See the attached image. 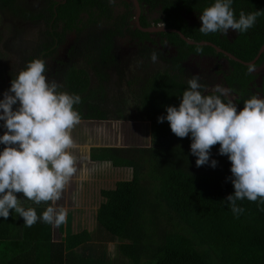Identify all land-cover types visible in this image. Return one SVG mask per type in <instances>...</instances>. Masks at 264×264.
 Returning a JSON list of instances; mask_svg holds the SVG:
<instances>
[{"label": "trees", "instance_id": "trees-1", "mask_svg": "<svg viewBox=\"0 0 264 264\" xmlns=\"http://www.w3.org/2000/svg\"><path fill=\"white\" fill-rule=\"evenodd\" d=\"M16 0H0V6L13 7ZM185 6L202 10L214 0H180ZM83 0H66L57 14L68 25L75 22ZM244 6L251 12L264 11V0H234L235 12ZM239 9V10H238ZM51 19V18H50ZM49 19V20H50ZM264 29V14L257 19ZM208 36H214L208 34ZM107 40V51L111 49ZM264 45L261 36L245 40V58L250 62ZM242 72L246 67L234 63ZM99 86L88 89L90 82L81 70H70L65 88L81 97L77 107L82 121H104L112 116L93 103L104 95L105 72H97ZM247 75L244 74L243 77ZM152 79L140 88L137 99L139 113L135 117L150 123V146L132 148H92L93 162L109 163L113 168L132 171L130 181L118 182L113 190L101 192L104 202L96 213V228L69 234L60 243L51 239V225L37 222L26 227L22 218L10 214L0 218V244L10 245L11 258L0 256L8 264H264V204L238 201L245 209L238 218L223 201L234 193L226 178L231 176V163L218 155L219 144L211 149L215 169L197 167L190 155L189 138H178L168 123H157L167 106H178L185 88L173 78ZM152 84V86L150 85ZM105 85V86H106ZM10 87V85H9ZM1 94V99H2ZM105 99H103L104 103ZM132 114H114L115 120H128ZM48 205L28 207L40 215ZM28 208L27 206H24ZM5 233L3 234V229ZM7 228H9V233ZM63 231V225L60 226ZM18 238L19 243L14 239ZM9 241V242H6ZM97 242V245L94 244ZM108 243H116L112 260L106 251ZM15 248V250H14Z\"/></svg>", "mask_w": 264, "mask_h": 264}, {"label": "flooded vegetation", "instance_id": "flooded-vegetation-1", "mask_svg": "<svg viewBox=\"0 0 264 264\" xmlns=\"http://www.w3.org/2000/svg\"><path fill=\"white\" fill-rule=\"evenodd\" d=\"M65 2L16 0L13 7L0 6V99L33 59L46 61L49 79L58 82L59 91L69 94L65 77L70 70L86 74L88 89H93V82L96 89L97 72H105V96L98 95L93 103L112 117L132 114V118L147 122L149 128L150 123L135 114L139 113L140 88L152 79L160 82V78H173L186 90L188 80L198 74L209 88L221 84L232 89L230 99L240 108L253 94L264 96V52L256 59L264 45L250 62L242 60L248 54L241 47L256 35L264 40L259 23L245 34L230 30L226 36H205L198 31L202 10L189 8L180 0H83L79 16L68 25L59 18L56 21V13L54 17L50 14L51 9L55 12ZM241 11L251 12L244 6L235 12L237 18ZM152 51L159 53L155 63L150 59ZM234 63L246 70L242 72ZM112 117L90 122L127 121ZM88 156L89 164L100 163L91 161L90 151ZM75 177L58 201L59 206L68 209V216L76 208L74 193L79 183ZM28 204L24 202V206Z\"/></svg>", "mask_w": 264, "mask_h": 264}, {"label": "clouds", "instance_id": "clouds-1", "mask_svg": "<svg viewBox=\"0 0 264 264\" xmlns=\"http://www.w3.org/2000/svg\"><path fill=\"white\" fill-rule=\"evenodd\" d=\"M233 4L214 0L199 15L198 31L205 36H226L230 30L245 34L264 14L241 11L237 18ZM158 57L157 51L151 52L153 63ZM47 71L46 61L31 60L0 99V218L7 220L14 212L26 227L42 222L59 228L67 222L68 209L58 201L80 171L72 132L81 123L76 106L82 101L79 95L59 91ZM232 91L221 84L209 88L200 75H192L179 105L167 106L157 123L166 121L176 137L191 140L197 167L216 168L218 162L210 156L219 144L218 155L231 163L226 179L234 189L223 202L238 218L245 211L238 201L264 204V96L253 94L240 108L230 99ZM25 201L48 206L38 215L35 208L24 207Z\"/></svg>", "mask_w": 264, "mask_h": 264}, {"label": "rangeland", "instance_id": "rangeland-1", "mask_svg": "<svg viewBox=\"0 0 264 264\" xmlns=\"http://www.w3.org/2000/svg\"><path fill=\"white\" fill-rule=\"evenodd\" d=\"M93 89L96 83H92ZM76 147L72 150L77 157L76 174L79 189L74 193L76 208L67 217L63 235L92 233L96 228V213L104 202L102 191L113 190L115 184L130 181L132 171L113 168L109 163L89 164L88 155L92 148H132L150 146V128L147 122L131 118L127 121L86 122L81 123L72 132ZM19 196V195H18ZM19 198H23L20 194ZM17 221L19 218H17ZM107 250L116 254L117 244L107 245ZM114 264V263H113ZM143 264H153L145 262Z\"/></svg>", "mask_w": 264, "mask_h": 264}, {"label": "crops", "instance_id": "crops-1", "mask_svg": "<svg viewBox=\"0 0 264 264\" xmlns=\"http://www.w3.org/2000/svg\"><path fill=\"white\" fill-rule=\"evenodd\" d=\"M63 226H64V224H63ZM66 227V229H68V226L66 225V223H65V226H64V228ZM5 229L6 228H4L3 229V234L5 233ZM7 230H8V233H9V228H7ZM64 231V230H63ZM63 231L61 232L60 231V227H59V231L57 232V231H55L54 230V232H53V234H52V225H51V239H52V242L53 243H60V242H62L63 240H64V238L66 237L65 235H63ZM6 242H9V241H6ZM14 242L15 243H19V240H18V238H17V236H16V238L14 239ZM10 243V242H9ZM94 244H96L97 245V242H94ZM109 244H115L116 245V243H108L107 245H109ZM11 246L10 245H7V244H0V256H6L7 258H11ZM14 250H15V248H14ZM106 251L109 253V255H110V257H111V259L113 260L114 258H115V256H116V254L115 255H113V253L112 252H110V251H108L107 250V246H106ZM9 262H6V261H3V262H0V264H8Z\"/></svg>", "mask_w": 264, "mask_h": 264}, {"label": "water", "instance_id": "water-1", "mask_svg": "<svg viewBox=\"0 0 264 264\" xmlns=\"http://www.w3.org/2000/svg\"><path fill=\"white\" fill-rule=\"evenodd\" d=\"M263 52H264V47L260 50V52H259V54H258V57H257L256 59H258L259 56H261V54H262ZM246 65H248V64H246ZM54 230L58 232V231H59V228L52 226V234H53Z\"/></svg>", "mask_w": 264, "mask_h": 264}]
</instances>
